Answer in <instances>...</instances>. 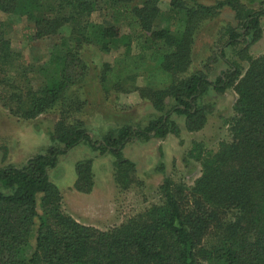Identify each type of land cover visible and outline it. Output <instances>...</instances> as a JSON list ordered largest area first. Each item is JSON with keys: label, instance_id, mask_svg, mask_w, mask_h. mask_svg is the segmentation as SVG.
<instances>
[{"label": "trees", "instance_id": "trees-1", "mask_svg": "<svg viewBox=\"0 0 264 264\" xmlns=\"http://www.w3.org/2000/svg\"><path fill=\"white\" fill-rule=\"evenodd\" d=\"M160 1L0 0V12L29 22L24 39L58 37L38 67L43 79L34 86L28 77L31 66L11 48L0 21V85L10 88L2 105L11 114L34 119L57 107L64 117L72 107L79 109L81 102L67 96L86 74L84 46L104 53L123 48L113 65L102 63L99 83L106 90L137 91L163 112L143 127L122 125L100 140L92 139L79 121L69 126L60 121L44 152L21 166L1 167L0 264H264V54L244 55L248 65L243 72L225 61L226 69L212 81L200 70L185 74L205 20L230 8L240 29H227L223 46L245 44L258 37L264 8H246L240 0L208 5L169 0L162 11ZM159 21L164 24L158 26ZM133 41L140 44L138 54L131 53ZM220 56L224 60L223 50ZM143 70L146 84L139 87L135 76ZM230 87L236 94L230 140L200 158V175L192 185L164 178L160 203L107 230L82 224L61 209L59 190L47 175L59 155L80 143L111 153L116 181L127 188L134 181V164L121 152L127 142L178 134L172 113L184 117L187 131L201 129L210 111L203 96L209 88L223 93ZM75 174L74 188L89 192L91 160L76 162ZM35 222L34 246L24 255Z\"/></svg>", "mask_w": 264, "mask_h": 264}, {"label": "rangeland", "instance_id": "rangeland-1", "mask_svg": "<svg viewBox=\"0 0 264 264\" xmlns=\"http://www.w3.org/2000/svg\"><path fill=\"white\" fill-rule=\"evenodd\" d=\"M199 1L207 5L213 3V0ZM261 1L240 0V3L246 8L258 10L264 8ZM168 2L169 0L159 2L162 11L167 9ZM0 21L4 23L5 36L10 40L11 48L18 53L23 64L31 66L28 77L33 80L34 86L38 85L43 79L37 72L38 67L47 61L58 37L26 40L23 34L29 33L30 24L25 18L17 19L0 12ZM157 24L159 26L164 22L159 21ZM227 29H240L234 12L228 7L203 22L195 35L191 64L186 75L200 70L212 81L221 69H226L225 61L236 64L243 72L248 65L244 55L255 58L264 54V14L259 19L258 37L253 40L249 38L245 44L223 46ZM122 49L104 53L95 46L82 48L81 56L88 68L83 81L73 87L67 96L80 101L81 106L79 109L72 107L71 112L64 117L57 107L34 119L15 116L2 105V96L10 92V88L4 86L1 89L3 85H0V168L7 165L21 166L27 158L44 152L52 144L50 132L60 121L68 126L79 121L92 139L100 140L106 132L122 125L143 127L150 119L162 114L148 100L142 99L137 91L106 90L99 83L97 73L102 63L109 62L113 65L114 58ZM222 50L224 60L220 56ZM140 51L139 42L133 41L131 53L138 54ZM147 55L148 52L145 56ZM11 73L13 80L18 81L19 78L14 77L15 72ZM134 83L139 87L146 84L144 70L136 74ZM202 99L209 105L210 111L201 129L187 131L184 117L172 113L170 119L179 128L178 134L169 133L164 138L151 137L147 140L135 138L124 145L121 150L123 157L134 164V181L127 188H122L116 181L114 157L111 153L101 154L88 144L80 143L59 155L56 165L47 170V175L59 190L61 209L82 224L107 230L151 205L160 203L159 186L164 178L192 185L200 175V158L215 152L222 142L230 140V123L234 116L236 94L231 87L223 93L209 88ZM171 101L167 103L168 106ZM87 159L91 160L93 184L89 192H80L73 186L76 178L75 164ZM0 190L3 189L0 187ZM39 204L40 196L37 198L38 212L41 211ZM36 224L37 222L24 248V255H28L33 249Z\"/></svg>", "mask_w": 264, "mask_h": 264}]
</instances>
